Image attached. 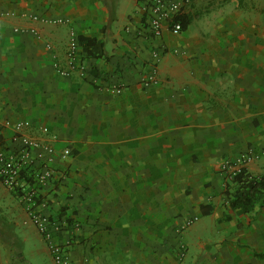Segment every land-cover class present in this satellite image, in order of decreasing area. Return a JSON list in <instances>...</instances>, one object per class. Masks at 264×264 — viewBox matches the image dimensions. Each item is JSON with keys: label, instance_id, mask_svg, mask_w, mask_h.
I'll list each match as a JSON object with an SVG mask.
<instances>
[{"label": "crops", "instance_id": "obj_1", "mask_svg": "<svg viewBox=\"0 0 264 264\" xmlns=\"http://www.w3.org/2000/svg\"><path fill=\"white\" fill-rule=\"evenodd\" d=\"M147 4L0 0V151L19 147L24 120L70 150L39 208L64 224L54 240L74 264H264V205L229 206L230 169L264 178V0H195L159 37ZM70 30L83 76L55 69ZM26 221L0 181V264L25 260Z\"/></svg>", "mask_w": 264, "mask_h": 264}, {"label": "built area", "instance_id": "obj_2", "mask_svg": "<svg viewBox=\"0 0 264 264\" xmlns=\"http://www.w3.org/2000/svg\"><path fill=\"white\" fill-rule=\"evenodd\" d=\"M194 1L148 0L146 11L151 34L159 37L164 30H168L172 35H178L182 31V25L178 18ZM159 56L158 52L153 53L155 60L159 59ZM55 69L62 77H68L73 72H78L81 76L85 73V67L80 60L77 37L72 30L69 31L66 44V65L62 67L55 64ZM156 74V65H154L142 80L143 84L147 86L156 82ZM112 91L115 94H120L121 87L113 86ZM29 126L28 120L16 122L15 128L19 132V147L9 152L0 151V181L6 188L18 193L24 210L48 244L53 264H74L68 257L65 247L54 240V235L62 231L64 224L51 220L39 208L41 205L44 206V202L39 199L41 190L56 175L55 168L51 166L53 159H67L70 156V150L68 148L57 150L52 144L27 135L23 129ZM228 169L227 165L222 166L223 171H229ZM239 170L237 168L230 169L231 176L233 177ZM193 220H188L181 227V231L188 227ZM71 227L72 231H76L79 225L74 222ZM81 264L93 263L89 258L84 257Z\"/></svg>", "mask_w": 264, "mask_h": 264}, {"label": "trees", "instance_id": "obj_3", "mask_svg": "<svg viewBox=\"0 0 264 264\" xmlns=\"http://www.w3.org/2000/svg\"><path fill=\"white\" fill-rule=\"evenodd\" d=\"M178 19L183 29L187 24V20L184 18ZM79 43H83L87 48L90 45H102V42L97 43L96 39L84 37L79 38ZM87 54L95 56V58L100 56L92 54L91 51H88ZM232 182L235 184V189L230 193L229 206L231 208H239L243 212H248L256 205H264V178L252 177L241 169L232 177ZM15 194L18 196V193ZM261 257H264V255H261Z\"/></svg>", "mask_w": 264, "mask_h": 264}, {"label": "rangeland", "instance_id": "obj_4", "mask_svg": "<svg viewBox=\"0 0 264 264\" xmlns=\"http://www.w3.org/2000/svg\"><path fill=\"white\" fill-rule=\"evenodd\" d=\"M25 213L27 216L25 229L29 239V246H27L24 251L23 257L25 260L23 262L18 261L14 264H53L47 242L37 230L28 213L26 211ZM190 239L191 237L188 236V241ZM61 244L62 247H65V244Z\"/></svg>", "mask_w": 264, "mask_h": 264}]
</instances>
